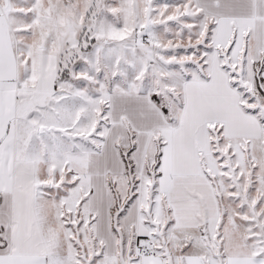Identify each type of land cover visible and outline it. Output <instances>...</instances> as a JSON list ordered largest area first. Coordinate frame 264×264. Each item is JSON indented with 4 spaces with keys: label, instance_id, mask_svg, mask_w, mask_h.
Instances as JSON below:
<instances>
[{
    "label": "snow or ice",
    "instance_id": "6c2138e0",
    "mask_svg": "<svg viewBox=\"0 0 264 264\" xmlns=\"http://www.w3.org/2000/svg\"><path fill=\"white\" fill-rule=\"evenodd\" d=\"M0 264H264V0H0Z\"/></svg>",
    "mask_w": 264,
    "mask_h": 264
}]
</instances>
